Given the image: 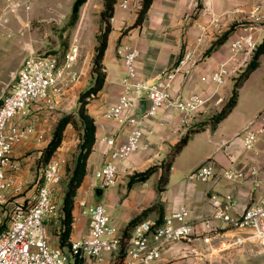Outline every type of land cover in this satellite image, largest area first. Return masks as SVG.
I'll return each instance as SVG.
<instances>
[{
    "label": "crops",
    "instance_id": "0c3cea01",
    "mask_svg": "<svg viewBox=\"0 0 264 264\" xmlns=\"http://www.w3.org/2000/svg\"><path fill=\"white\" fill-rule=\"evenodd\" d=\"M95 1L86 0L85 5ZM128 1L127 8L119 7L116 3L113 6L102 58L104 83L87 105L96 126L95 140L86 161V173L74 196L72 231L68 241L89 235V215L83 211L97 203L104 204L111 225L123 235L130 234L132 227L128 228L129 222L138 216L142 220L160 222L164 216L186 205L189 218L196 222V233L189 240L167 243L156 264H264V246L249 237V229L234 228L226 222L215 221L212 222L215 229L209 230L201 221L213 211L210 202L212 194H217L223 202L227 197L235 201L230 210L233 216L240 215L247 206L264 199V122L256 119L264 109V98L261 97L263 90L258 88L251 91L246 86L254 70L242 81L236 103L230 112L214 126L208 121L228 101L235 79L247 66L250 55L236 54L227 63L223 83L218 86L209 81V75L218 70L228 58L229 45L243 33L241 26L248 12L256 6L264 9V0H153L142 23L137 26L133 24L142 0ZM231 25L234 28L226 39L209 50ZM263 37L264 23L259 27L258 44ZM125 43L137 47L136 76L147 82L170 70L186 52H192L185 66L176 72L170 88L171 94L186 96L191 92H200L207 96L215 91V95L188 121H184L182 114L175 108L160 106L143 127L142 142H148L149 146L136 150L121 162L115 183L104 188L93 173L107 160L106 139L113 138L115 146H118L124 142L130 129L126 123L121 124L103 116V110L117 100L122 90L120 81L124 75V66L116 49ZM263 57L264 52L258 60L261 62ZM0 82L5 81L0 79ZM12 82L13 77L0 97L11 88ZM78 83L74 85L78 86ZM53 98L51 95L50 102ZM43 104L34 105L29 111L37 110ZM29 111L11 120V123H31L34 126L33 133L15 146L14 159L20 157L19 153L31 144L28 140L37 139L41 132L36 129L34 116L29 115ZM136 111L142 112L141 109ZM205 121L208 123L201 126ZM246 127L252 130L263 128L262 132L256 134L250 149L244 147ZM188 131H191L188 139L171 158L173 148ZM74 142V139L67 138L58 147L63 160L68 159ZM16 149L20 150L19 153ZM169 160L170 166L165 171ZM207 160L216 170L214 179H186L192 170ZM19 161L28 163L29 156L20 157ZM153 165L158 168L145 181L129 184L132 175ZM27 166L24 165V168ZM226 168L238 170L243 175L235 180H227L221 175V171ZM164 172L167 180L160 182ZM59 184L52 191L58 207L61 206L65 191V186ZM10 198L6 204H0L2 219L7 218L13 202H24L27 196ZM60 215L59 211L49 218L59 220ZM207 236L209 240L204 241L203 237ZM117 261L110 254L104 253L100 264H121V260Z\"/></svg>",
    "mask_w": 264,
    "mask_h": 264
},
{
    "label": "built area",
    "instance_id": "2783aa9c",
    "mask_svg": "<svg viewBox=\"0 0 264 264\" xmlns=\"http://www.w3.org/2000/svg\"><path fill=\"white\" fill-rule=\"evenodd\" d=\"M119 7H129L128 0H117ZM264 23V9L256 6L251 9L244 23L243 33L233 39L229 45V56L218 70L210 73L209 81L216 86L223 83L227 63L236 54L248 56L258 45L259 27ZM76 48L65 54L63 63H58L52 55L36 54L25 56L13 76L11 88L0 97V204H6L8 198L19 194L24 187L21 178V164L13 159L15 146L23 142L34 131L33 124L11 123L14 117L24 114L32 106L50 102L51 92L59 84L71 81L75 74L71 69L76 59ZM116 53L124 66L121 78L122 90L117 100L103 110V116L121 124L130 126L129 132L118 146L113 138L106 139L107 160L94 171V177L104 188L116 181L118 165L130 154L149 146L142 142L143 127L147 120L162 106L175 108L182 114L184 121L198 112L215 95V91L205 95L191 92L186 96H173L171 84L176 72L184 67L192 52H186L170 69L162 72L155 80L147 82L137 79L135 60L137 47L132 44H120ZM148 100V107L138 113L136 101ZM219 102V100H217ZM264 122V109L256 116ZM263 128L244 129V147L250 149L256 140V134ZM38 137H41L39 133ZM221 175L227 180L242 177V172L226 168ZM216 176V170L207 160L192 170L187 180L209 181ZM42 181L35 194L24 202H13L7 218H0V264H67L68 258L63 249L48 244L46 239L45 218L60 211L54 201L52 191L62 179L61 163L51 159L42 170ZM213 211L202 218L209 230L215 229L212 222L222 221L234 228L249 229V237L264 246V199L247 206L240 215H231L235 201L230 197L223 202L217 194L210 196ZM83 212L89 215V235L85 238L69 241L70 257L74 254L82 257V264H100L104 253L121 260V264H156L161 258L164 246L173 241L189 240L195 234V220L189 218L186 205L180 206L160 222L141 220L132 226L130 234L123 235L111 225L104 204L89 206ZM208 241L209 237H203Z\"/></svg>",
    "mask_w": 264,
    "mask_h": 264
},
{
    "label": "rangeland",
    "instance_id": "374dc122",
    "mask_svg": "<svg viewBox=\"0 0 264 264\" xmlns=\"http://www.w3.org/2000/svg\"><path fill=\"white\" fill-rule=\"evenodd\" d=\"M73 1L0 0V79L5 81L4 83L0 82V94L7 90L13 73L18 69L19 63L25 56L52 55L58 63H63L65 54L73 48L77 49L76 59L71 65L75 78L59 84L57 90L51 92V95L54 96L53 101L45 102L37 110L29 111L31 108L28 110L29 115L34 116L33 121L36 129H40L41 137L37 136V139L30 138L28 141L31 144L22 153H19L20 150L16 149V152L21 154L20 157L29 156V161L23 163L18 162L20 157H16L18 160L15 159L16 162L21 164L20 169L23 175L20 174L24 180V187L19 194L11 196L10 200L19 195L27 196L25 201L30 199L42 181L43 168L51 159H57L61 163L62 179L58 184L66 187L79 153L83 131L81 119L78 116L80 96L95 82L94 57L96 48L110 17H102L104 0H97L88 6L84 3L79 8L77 20L71 24L69 20ZM233 25L230 27L234 28L235 25ZM253 51L250 53V59ZM101 66L103 65L101 64ZM11 70L13 71L10 72ZM241 74L242 72L239 73L237 78ZM78 81L80 83L75 86L74 83ZM246 86L251 91L258 88L263 90L261 97L264 98V57L261 62L259 60V64L252 72ZM94 97H96V94L86 99V108ZM64 116H69L70 122L63 130L61 143L68 138L74 139L75 145L72 146L68 159L63 160L60 149L57 148L51 158L45 162L42 159V150L50 140L57 123ZM211 119L212 117L209 118L210 121ZM210 125L214 126L215 124L210 122ZM33 140L36 142L32 143ZM26 164L28 166L25 169L24 165ZM35 184H37L36 187ZM50 219L49 217L45 219L47 242L51 246L58 245L62 247L68 258L67 264H70L69 241L63 246L60 245V222L59 220ZM117 260V262H120V259Z\"/></svg>",
    "mask_w": 264,
    "mask_h": 264
},
{
    "label": "trees",
    "instance_id": "16d2710c",
    "mask_svg": "<svg viewBox=\"0 0 264 264\" xmlns=\"http://www.w3.org/2000/svg\"><path fill=\"white\" fill-rule=\"evenodd\" d=\"M117 0H104V9L101 12L102 17L106 18L107 16L111 17L113 14V6L116 3ZM153 0H142L141 1V6L140 9L137 13L136 20L133 24V26L140 25L146 15V12L148 10V7L152 3ZM86 2V0H74L72 3L71 7V13H70V23L73 24L77 18H78V12L79 8ZM233 27H230L229 30L224 32L215 42L214 44L210 47L209 50H212L214 48V45H219L222 43L226 37L229 35ZM110 31V24H106V27L103 30L102 36L99 38V43L96 48V55L94 57V67L96 71V76H95V82L94 84L89 87L86 91L82 93L80 96V106L78 110V116L81 119V124H82V135H81V142H80V147H79V153L76 157V161L74 164V167L69 175V178L66 183L65 191H64V196L62 199V203L60 206V216H59V228L61 229L60 231V237H59V242L60 245L63 246L66 242H68V238L70 236V233L72 231V223H73V215H72V210L74 206V196L76 193L77 188L79 187L85 173H86V161L88 158V155L90 154L92 150V146L95 140V130L96 126L94 123V119L90 114L88 113V110L86 108V99L93 95L96 94L101 88L104 83V77L105 73L103 71V66L102 64V58L104 54V50L106 48V43H107V37L108 33ZM208 50V51H209ZM264 52V37L261 40V42L256 46V48L253 51V54L251 56V59L249 60L247 66L244 68L242 71V74L235 79L234 86L232 93L224 105V107L215 115L212 116V119L210 122H213L216 124L218 121H220L223 117H225L230 110L233 108V106L236 103V98H237V93L238 89L244 81L250 72H252L259 64V56ZM70 122V117L69 116H64L62 117L59 122L57 123L50 140L47 142L46 146L42 150V159L47 162L51 156L54 154L55 150L59 147L62 137H63V130L66 127V125ZM208 123L207 121L201 123V126ZM191 131H188L178 142V144L173 148L170 157L173 158L174 155L179 151V149L184 145L186 140L189 137V134ZM169 160L167 162V166H165V171L168 170L170 166ZM158 168L157 165H153L148 167L142 172L135 173L134 175L131 176L129 180V184L132 182L136 181H145L156 169ZM42 179V178H41ZM167 180V174L164 172L160 178V182H165ZM146 211H144L145 213ZM141 216H138L134 219H132L129 222L128 228L132 227L134 224L137 222L141 221ZM60 247V246H59ZM62 248V247H61ZM83 259L82 257L78 256L77 254H74L71 258L70 264H82Z\"/></svg>",
    "mask_w": 264,
    "mask_h": 264
},
{
    "label": "water",
    "instance_id": "95a60500",
    "mask_svg": "<svg viewBox=\"0 0 264 264\" xmlns=\"http://www.w3.org/2000/svg\"><path fill=\"white\" fill-rule=\"evenodd\" d=\"M149 105L148 100H138L136 101V109H141L142 111L145 110Z\"/></svg>",
    "mask_w": 264,
    "mask_h": 264
}]
</instances>
